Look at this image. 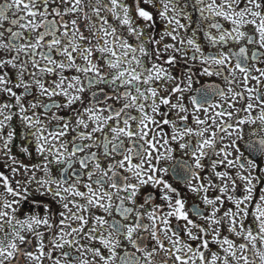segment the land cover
I'll use <instances>...</instances> for the list:
<instances>
[{
  "label": "snow or ice",
  "instance_id": "snow-or-ice-1",
  "mask_svg": "<svg viewBox=\"0 0 264 264\" xmlns=\"http://www.w3.org/2000/svg\"><path fill=\"white\" fill-rule=\"evenodd\" d=\"M0 153V264H264V0H3Z\"/></svg>",
  "mask_w": 264,
  "mask_h": 264
},
{
  "label": "flooded vegetation",
  "instance_id": "flooded-vegetation-1",
  "mask_svg": "<svg viewBox=\"0 0 264 264\" xmlns=\"http://www.w3.org/2000/svg\"><path fill=\"white\" fill-rule=\"evenodd\" d=\"M0 2H3V0H0ZM163 21H161V20H159V18L157 17V21H156V28H157V34H159V33H162L163 32ZM165 42H170L169 40H166ZM208 49H206V51H207ZM196 87H199V85H196ZM13 126L14 127H16L17 128V130H18V132H20V133H22L23 132V129L22 128H20V126H19V122L18 121H14L13 122ZM167 130V129H166ZM16 145H17V147H14L13 148V152H14V154H16L17 155V157H18V159H20V160H22L25 164H29V165H31L32 163H37L38 162V160L36 159V158H29L27 155H25V154H23V153H20L19 152V145L22 143V140H21V137L18 135L17 136V139H16ZM241 151H244L245 152V155H247V151H246V149L244 148V145L243 144H241ZM3 160H4V156H3V154L2 153H0V172H3L5 175H8V176H12V174H11V172L9 171V169L7 168V167H5L4 166V164H3ZM222 170V169H221ZM37 175L38 176H40L41 174L40 173H37ZM17 179H21V176H19V175H17V176H15L14 178H13V183H14V181L15 180H17ZM240 182H238V184H239ZM34 187V186H33ZM217 193H214V192H210L209 193V195L210 196H214V195H216ZM237 194H242V190L240 189V188H238V190H237ZM2 195H5L4 193H3V188L2 187H0V196H2ZM9 199H11V197H8ZM186 199H188V202H189V206H191V204L193 203V201H194V197L192 196V194H187L186 195V197H185ZM197 203H200L199 201H196ZM201 206L203 207V205L201 204ZM26 208L27 207H29V205H26L25 206ZM227 207H233V205L231 204V203H228V202H226V204H225V209L227 208ZM224 209H222V211H223ZM201 223H203L202 221H201ZM224 234H227V232H225ZM215 245H213V249H215ZM131 250V249H130Z\"/></svg>",
  "mask_w": 264,
  "mask_h": 264
}]
</instances>
